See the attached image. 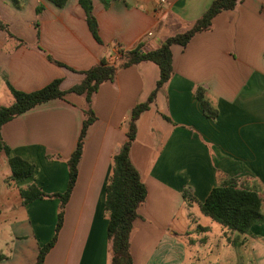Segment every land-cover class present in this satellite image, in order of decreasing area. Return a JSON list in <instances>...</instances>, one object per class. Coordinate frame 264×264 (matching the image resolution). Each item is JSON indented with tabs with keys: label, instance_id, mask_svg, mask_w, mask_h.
I'll list each match as a JSON object with an SVG mask.
<instances>
[{
	"label": "crops",
	"instance_id": "obj_1",
	"mask_svg": "<svg viewBox=\"0 0 264 264\" xmlns=\"http://www.w3.org/2000/svg\"><path fill=\"white\" fill-rule=\"evenodd\" d=\"M211 1L92 0L97 41L78 0L63 6L50 0H20L19 6L0 0V21L12 34L0 29V95H10V105L8 85L31 92L54 79L68 90L100 59L113 62L119 48L143 43L152 49L186 30ZM39 4L42 10L36 14ZM171 52L172 73L136 120L129 150L147 190L133 221L130 253L134 264H228L223 256H211L212 245L201 236L213 224L201 225L191 210L194 204L199 209L213 186L233 179L258 194L264 215V0H241L184 47L172 44ZM158 76L155 63L141 61L118 69L93 94L96 119L84 137L62 225L41 264H110L105 186L113 156L126 139L131 110L146 100ZM198 87L216 109L214 117L204 113ZM85 106L84 95L67 93L0 127V140L9 149L8 155L0 149V264H33L39 248L52 238L59 200L22 204L19 188L33 184L45 193L65 190L66 161ZM158 119L165 123L159 129L150 122ZM156 134L161 136L157 142ZM10 156L34 165L32 175L11 180ZM214 238L216 248L241 251L231 264H264V217L249 233L221 227ZM190 245L207 248L191 254Z\"/></svg>",
	"mask_w": 264,
	"mask_h": 264
},
{
	"label": "trees",
	"instance_id": "obj_2",
	"mask_svg": "<svg viewBox=\"0 0 264 264\" xmlns=\"http://www.w3.org/2000/svg\"><path fill=\"white\" fill-rule=\"evenodd\" d=\"M15 6L20 5V0H10ZM57 6H63L67 0H50ZM104 3L107 0H103ZM241 0H212L202 14L193 21L189 28L165 38L157 47L145 49L143 43H138L130 49H118V56L113 62L103 58L87 70L82 71L83 78L68 90L60 89V79H54L40 89L24 92L8 85L13 96L10 105H0V127L7 121L16 117L27 109L54 98H63L67 93L84 95L86 106L83 109L84 119L74 150L67 158L68 177L66 188L63 192L45 193L39 187L31 184L19 188L22 204H27L35 199L57 198L58 211L52 238L39 248L36 260L33 264H41L44 256L56 240L57 232L63 221L64 206L67 202L77 178V165L80 160L83 141L90 124L96 116L91 107V98L101 83L113 79L116 71L141 61H151L158 66L159 76L154 89L146 100L134 105L131 110L126 139L113 156L111 172L105 186L104 210L107 214V240L111 251L110 264H134L130 253V234L133 221L138 217V208L146 199V186L140 178L138 170L132 164L129 150L136 134V120L140 114L149 108L158 89L169 79L172 73L171 45L185 46L196 34L208 30L212 26V19L224 10L233 9ZM85 12L86 22L94 38L100 41L98 36V24L92 11V0H78ZM42 10V5L36 6V14ZM37 26V21H35ZM0 29L6 31L7 24L0 21ZM196 96L200 100L203 111L207 116L214 117L216 109L205 99L203 89L198 87ZM165 119H168L164 116ZM0 149L6 155L8 147L0 140ZM10 168V179L18 182L34 172V165L18 156H10L7 159ZM183 196L191 201L193 198L184 191ZM200 212L213 221L219 223L228 231L239 234L249 233L250 228L263 220L261 211V199L258 194L247 187L237 186L233 179H225L213 186L205 199L199 202ZM229 239V238H228Z\"/></svg>",
	"mask_w": 264,
	"mask_h": 264
},
{
	"label": "rangeland",
	"instance_id": "obj_3",
	"mask_svg": "<svg viewBox=\"0 0 264 264\" xmlns=\"http://www.w3.org/2000/svg\"><path fill=\"white\" fill-rule=\"evenodd\" d=\"M9 98V99H8ZM12 101V97L9 95H4V94H1L0 95V105H8L10 102ZM153 125H156V128H161V124L164 122L162 119H158V120H151L150 121ZM165 125V123H163ZM144 126V125H143ZM162 134V133H161ZM156 137L155 138V141L157 142V139L159 138V140H161V136L159 134H156ZM0 155L3 156V151H0ZM1 160V158H0ZM11 195L13 196L12 199L15 200L17 198V195L15 193V191H11ZM1 199L5 200L3 198V196L1 197ZM194 215L193 217H196L195 219L198 221V223H200L201 225H208V224H213L212 227H211V230L210 232L207 230L206 232H203V234L201 236H205L207 237V241L206 243L207 244H211L212 245V254L211 256L212 257H216V256H223L225 261H227L228 264H231L233 262V260H235L238 256V252L239 255H241V251H237V250H234L233 247H228L227 249H221V247H215L213 244V240L215 239L214 237H216L218 235V233L220 232L221 230V225L217 222H214L211 220V218H209L208 216L202 214L200 212V210L197 208V206L194 204V206H192V210H191ZM207 247L206 246H202L200 247L199 249V246L197 245H190L188 247V250L187 252L191 253V254H195V253H200L202 254L203 251L206 249Z\"/></svg>",
	"mask_w": 264,
	"mask_h": 264
}]
</instances>
